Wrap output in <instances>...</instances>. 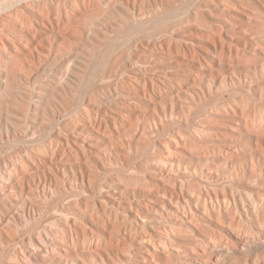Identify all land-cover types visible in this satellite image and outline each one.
<instances>
[{"label":"rangeland","instance_id":"1","mask_svg":"<svg viewBox=\"0 0 264 264\" xmlns=\"http://www.w3.org/2000/svg\"><path fill=\"white\" fill-rule=\"evenodd\" d=\"M66 26L15 60L0 30V264H264V0Z\"/></svg>","mask_w":264,"mask_h":264},{"label":"bare ground","instance_id":"2","mask_svg":"<svg viewBox=\"0 0 264 264\" xmlns=\"http://www.w3.org/2000/svg\"><path fill=\"white\" fill-rule=\"evenodd\" d=\"M74 1H78L82 3L81 8L79 9H73V3ZM115 1V0H114ZM112 0V2H114ZM92 0H0V30H8L7 33H14L13 37L10 38V41L8 44L10 45V50L8 49L7 52L9 55H12L13 53L15 55H12V60H15L17 58L23 57V56H32L34 53L33 46L29 44L26 41H23V35L28 36H34V41L37 39L43 40L44 38H47L51 32L45 31V30H59L62 33L65 32L67 29L66 24H71L74 22V20L77 19V16L81 15L82 13L86 12L90 5ZM65 3L67 7V11L58 13L57 18L52 21L51 18V12L50 9L53 6L62 5ZM111 3V2H110ZM196 5V4H195ZM194 5V6H195ZM192 8V7H191ZM179 12V11H178ZM175 13V12H174ZM177 13V12H176ZM186 13V12H185ZM184 13V15H185ZM189 13V12H188ZM167 14V13H166ZM180 14V13H179ZM176 15V14H175ZM168 16V15H167ZM37 17L41 18V21L37 20ZM159 17V16H158ZM180 18V17H179ZM197 19H199L197 17ZM154 20V19H153ZM159 20V19H158ZM161 20V19H160ZM163 20V19H162ZM174 20V19H173ZM176 20V19H175ZM52 21V22H51ZM164 21V20H163ZM167 21V20H166ZM169 21V20H168ZM164 23H169V22ZM148 22V21H147ZM151 22V21H150ZM162 23V21H161ZM156 24V23H155ZM163 24V23H162ZM144 25V24H143ZM142 25V26H143ZM157 26V25H156ZM139 27V26H137ZM150 27V26H149ZM148 27V28H149ZM134 28V27H133ZM139 29V28H138ZM147 29V28H146ZM154 29V28H152ZM17 30H22V35L15 34ZM42 30V31H39ZM136 30V29H135ZM139 31V30H138ZM137 31V32H138ZM146 31V30H145ZM140 32V31H139ZM131 33V32H130ZM141 33V32H140ZM137 34V33H136ZM129 35V34H128ZM131 37L130 35L128 36ZM137 38V37H136ZM2 38H0V41ZM133 40V39H132ZM125 42V41H124ZM127 43V42H126ZM113 44V43H112ZM124 44V43H123ZM129 44V43H127ZM117 45V44H116ZM108 46V45H107ZM118 46V45H117ZM116 46V49L118 48ZM124 46V45H123ZM126 46V45H125ZM106 47V46H105ZM104 49V48H103ZM102 49V50H103ZM220 46L217 45L216 50H219ZM99 52V51H98ZM97 52V53H98ZM101 52V51H100ZM113 52V51H112ZM109 53V52H108ZM107 53V54H108ZM111 53V52H110ZM100 55V54H99ZM111 55V54H110ZM113 56V55H112ZM94 60V59H93ZM104 62V61H103ZM107 62V61H105ZM99 63V62H98ZM106 64V63H103ZM70 65V63H69ZM93 66V65H92ZM105 66V65H104ZM103 66V67H104ZM13 67V66H12ZM69 67V66H68ZM94 67V66H93ZM13 69V68H12ZM18 69V67H17ZM14 70V69H13ZM67 71V69L65 70ZM10 72V71H9ZM68 72V71H67ZM90 72V71H89ZM94 72V71H93ZM92 72V73H93ZM96 72V71H95ZM14 73V72H12ZM11 72L9 74H12ZM67 73H65L66 75ZM91 74V73H90ZM94 74V73H93ZM12 77V76H11ZM10 77V79H11ZM93 77V76H92ZM91 81V80H90ZM243 81V80H242ZM12 82V81H11ZM89 82V81H88ZM229 82V81H228ZM12 84V83H11ZM17 85V84H16ZM90 85V84H89ZM88 86V85H87ZM85 87V86H84ZM90 87V86H89ZM9 88V87H8ZM87 88V87H86ZM10 89V88H9ZM88 90V89H87ZM10 91V90H9ZM81 91V90H80ZM86 91V90H84ZM83 91V92H84ZM9 94V93H8ZM87 94V92H86ZM83 95V93H82ZM5 96V95H4ZM243 97V96H242ZM4 100V99H1ZM0 100V101H1ZM249 101V100H248ZM253 101V100H252ZM3 103V102H2ZM4 102L3 104H5ZM252 103V102H251ZM4 106V105H3ZM2 107V106H0ZM6 107L7 104H6ZM77 113V112H76ZM195 114V113H194ZM76 115V114H75ZM73 116V115H71ZM78 116V115H77ZM71 119V118H70ZM65 121V120H64ZM55 123V122H54ZM175 123V122H174ZM61 124V123H60ZM56 125V124H55ZM59 126V124L57 123ZM169 125V124H168ZM53 126V125H52ZM51 126V127H52ZM50 127V128H51ZM255 129L262 131L264 133V121L261 123H257L254 125ZM171 128V127H170ZM168 130V129H167ZM165 131V130H164ZM45 133V132H44ZM43 134V133H42ZM161 135V134H160ZM166 135V134H165ZM18 136V135H17ZM159 136V135H158ZM156 137V136H155ZM14 138V137H13ZM39 139V137H38ZM159 140V139H158ZM162 140V139H161ZM28 141V140H27ZM26 141V142H27ZM35 141V140H34ZM45 139L43 140V142ZM17 142V141H16ZM23 142V141H22ZM21 142V143H22ZM12 143V142H11ZM19 143V142H18ZM17 143V144H18ZM15 144V142H14ZM7 145V144H6ZM24 145V144H23ZM27 145V144H26ZM32 145V144H31ZM34 145H37L34 144ZM26 147V146H25ZM8 148V147H7ZM14 148V147H13ZM127 148V147H126ZM5 150V149H3ZM2 154V152H1ZM108 157V156H107ZM21 170L18 168V171ZM122 170V169H121ZM118 171V170H117ZM108 172V171H107ZM110 172V171H109ZM106 173V171H105ZM102 174V173H101ZM110 176V175H109ZM80 177V176H79ZM97 185V184H96ZM73 187V186H72ZM96 187V186H95ZM77 191V190H75ZM72 193V192H71ZM82 194V192H81ZM95 194V193H94ZM71 197V196H69ZM74 197V196H73ZM91 197V196H90ZM116 197V196H115ZM78 198V197H77ZM82 198V197H81ZM58 200V199H57ZM53 201V200H52ZM51 205L53 202H50ZM49 204V203H48ZM54 205V204H53ZM90 208V207H89ZM48 209V208H47ZM55 209V208H54ZM95 210V209H94ZM93 210V211H94ZM21 212V211H18ZM96 212V211H95ZM49 213V212H48ZM44 215V214H43ZM47 217V216H46ZM56 218V217H55ZM46 219V218H45ZM38 222V221H37ZM44 222V221H43ZM139 223V222H138ZM42 225V224H41ZM34 226V225H33ZM32 226V227H33ZM73 226V225H72ZM31 227V228H32ZM30 228V229H31ZM29 232V231H28ZM27 234V231H26ZM152 234V233H151ZM21 236V235H20ZM22 239V238H21ZM26 239V238H25ZM38 239V238H37ZM21 241V240H20ZM28 241V238H27ZM42 241V240H41ZM40 241V242H41ZM14 243V242H13ZM17 243V242H16ZM30 244V243H29ZM43 246L45 245V242L43 241L41 243ZM34 246V244H33ZM12 247V246H11ZM13 248V247H12ZM11 248V249H12ZM15 249V246H14ZM8 251V249H7ZM22 252V249L19 250ZM11 252V251H10ZM24 253V252H23ZM7 254V253H6ZM7 258V257H6ZM5 258V260H6Z\"/></svg>","mask_w":264,"mask_h":264}]
</instances>
